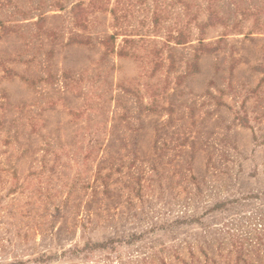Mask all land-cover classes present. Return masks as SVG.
<instances>
[{
    "label": "rangeland",
    "instance_id": "rangeland-1",
    "mask_svg": "<svg viewBox=\"0 0 264 264\" xmlns=\"http://www.w3.org/2000/svg\"><path fill=\"white\" fill-rule=\"evenodd\" d=\"M76 1L0 0V264L202 259L264 202V0Z\"/></svg>",
    "mask_w": 264,
    "mask_h": 264
},
{
    "label": "trees",
    "instance_id": "trees-1",
    "mask_svg": "<svg viewBox=\"0 0 264 264\" xmlns=\"http://www.w3.org/2000/svg\"><path fill=\"white\" fill-rule=\"evenodd\" d=\"M87 1V7L84 6V0H77L70 8V19L75 27L86 29L88 27L86 14L89 11L103 10L108 2V0ZM133 1L127 0L129 4H125L126 0H116V5L120 7V10L125 7L123 10L127 11L126 8ZM56 6L63 8L58 1ZM117 9L113 10L114 15ZM123 17L127 18V12ZM40 18L43 19V16ZM115 39V35H111L105 40L108 50H111L112 42ZM177 42V44H182L180 39ZM262 197L264 198V193ZM252 199L259 200L260 198L259 196H251L247 198L249 200L247 203H243V205L240 203L239 208L233 206L239 203L237 200L216 203L210 211L221 213V218L217 220L219 224L205 226L203 235L196 242V244H200L198 249L202 259L195 255L196 245L189 243L186 247L189 249L191 262H185L184 259L178 257L179 253L175 260L181 261V264H264V202L251 204L250 200ZM113 247L111 241L98 245V248L102 250H113ZM179 248L180 246H176L174 249L176 253ZM161 261L162 264H167V261ZM147 264L151 263L148 262Z\"/></svg>",
    "mask_w": 264,
    "mask_h": 264
}]
</instances>
